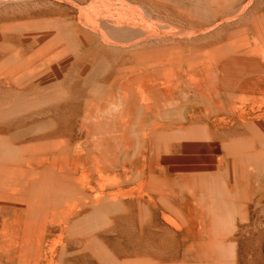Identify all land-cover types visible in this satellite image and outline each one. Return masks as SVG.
I'll list each match as a JSON object with an SVG mask.
<instances>
[{
  "label": "rangeland",
  "instance_id": "374dc122",
  "mask_svg": "<svg viewBox=\"0 0 264 264\" xmlns=\"http://www.w3.org/2000/svg\"><path fill=\"white\" fill-rule=\"evenodd\" d=\"M260 29L264 0H0V264H63V244L65 264H127L147 245L162 251L155 264H264V181L247 175L224 197L207 173L223 176L208 128L229 105L244 119L264 112ZM222 43L240 48L244 71L218 94ZM140 53L162 54L183 76L154 74L160 90L133 97L127 113L113 78ZM111 86L115 96L101 98ZM56 165L59 178L94 198L116 195L125 210L93 238L73 230L88 220L81 201L56 209L25 177ZM140 211L156 223L171 213L182 228L160 241L136 231Z\"/></svg>",
  "mask_w": 264,
  "mask_h": 264
},
{
  "label": "bare ground",
  "instance_id": "6f19581e",
  "mask_svg": "<svg viewBox=\"0 0 264 264\" xmlns=\"http://www.w3.org/2000/svg\"><path fill=\"white\" fill-rule=\"evenodd\" d=\"M242 8L245 9L246 5H243ZM216 16L215 21H218V15ZM219 23L220 21H218ZM224 27L226 25H222V28ZM256 43L264 48V29L259 30ZM218 51L220 52V57L216 59L215 64L218 70L214 73V79L218 81L217 93L222 94V84H228L235 77L240 76L244 71V63L239 59L243 57L242 54H239L240 48L234 49L230 47L229 43H222L218 46ZM128 69H134V72L128 74ZM116 71L113 85L125 86L126 89L121 93L120 105L123 104L124 110L127 113L137 110L130 105L133 97L143 95L148 91L156 93L160 90L153 79L154 74L160 73L175 78L183 76L180 69L172 62L167 63L164 56L158 53L137 54L132 59H127L123 63H120ZM131 88L134 89V92L129 91ZM111 89L112 86L101 95V98L106 99L108 96H115V92L111 91ZM228 97L230 98L229 94ZM229 107V114L223 118L224 124L217 128H208L209 138L216 141L219 146L217 152L221 154V157L218 159V162H223L225 165L223 176L220 173L207 172L210 176L208 189L224 197H231L235 193L240 192L244 188L247 175L256 181H264V112L251 114L250 117L244 119L245 114L237 113L231 109L230 105ZM208 163L211 164L210 156ZM14 171L6 169L2 172L9 173ZM60 172L61 169L56 165L49 166L40 172H27L25 177L30 181L31 193L50 197L56 209H62L68 203L69 196H74L81 201V206H85V213H88V220L79 223L78 226H74L73 230L81 232L87 238H93L96 236V233L99 235L100 232L97 230L100 229L101 222L104 219L111 222L117 217L116 214L118 212L125 210V202L118 196L110 195L108 198L102 200L94 198L88 192L83 193L78 186L68 183L66 179L59 178L58 174ZM197 173L204 172L197 171ZM252 190L259 191L261 187L253 186ZM238 202L234 204L233 212L235 215L240 211L237 206ZM33 209L35 216L36 206ZM33 209L31 212H33ZM150 212L152 211L150 210ZM162 218V220L156 223L155 220L146 216L144 211H140L133 216V223L136 231L140 229L139 232L145 231L162 241L164 240L163 237L171 236L174 233L171 229L180 230L182 228L180 222L171 213L163 211ZM150 220L154 224L149 225L150 222L148 221ZM164 222L167 225H164ZM29 245L30 243H24L25 249H28ZM71 248L68 244H63L62 249L59 250L60 261L63 264L68 261L69 257L67 254ZM169 250H175V247L171 245ZM163 253L173 254L169 251ZM161 257L162 251H157L153 246L147 245L146 252L142 257L136 260L129 258L128 260L126 259V262L127 264H155V259H160ZM141 261L144 262L141 263ZM12 264L23 263L16 261V257H13Z\"/></svg>",
  "mask_w": 264,
  "mask_h": 264
}]
</instances>
